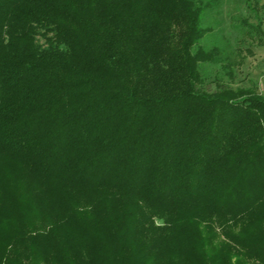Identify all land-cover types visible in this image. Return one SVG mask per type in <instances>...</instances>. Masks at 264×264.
<instances>
[{
  "label": "trees",
  "instance_id": "obj_1",
  "mask_svg": "<svg viewBox=\"0 0 264 264\" xmlns=\"http://www.w3.org/2000/svg\"><path fill=\"white\" fill-rule=\"evenodd\" d=\"M218 1L0 0V264H264V95L200 70Z\"/></svg>",
  "mask_w": 264,
  "mask_h": 264
},
{
  "label": "rangeland",
  "instance_id": "obj_2",
  "mask_svg": "<svg viewBox=\"0 0 264 264\" xmlns=\"http://www.w3.org/2000/svg\"><path fill=\"white\" fill-rule=\"evenodd\" d=\"M263 4L264 0H220L205 10L201 26L210 31L197 47H218L226 58L218 64H201L204 86L209 91L223 82L233 89L250 88L264 94V47L258 45L259 35L250 27L262 21L264 33ZM229 61L234 63L233 77L223 67Z\"/></svg>",
  "mask_w": 264,
  "mask_h": 264
},
{
  "label": "crops",
  "instance_id": "obj_3",
  "mask_svg": "<svg viewBox=\"0 0 264 264\" xmlns=\"http://www.w3.org/2000/svg\"><path fill=\"white\" fill-rule=\"evenodd\" d=\"M264 95V94H263Z\"/></svg>",
  "mask_w": 264,
  "mask_h": 264
}]
</instances>
